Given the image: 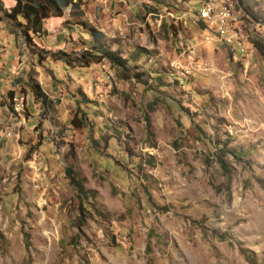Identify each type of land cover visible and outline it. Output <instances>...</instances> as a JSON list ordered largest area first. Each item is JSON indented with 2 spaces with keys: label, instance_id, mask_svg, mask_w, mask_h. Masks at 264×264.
I'll return each instance as SVG.
<instances>
[{
  "label": "rangeland",
  "instance_id": "rangeland-1",
  "mask_svg": "<svg viewBox=\"0 0 264 264\" xmlns=\"http://www.w3.org/2000/svg\"><path fill=\"white\" fill-rule=\"evenodd\" d=\"M75 1L0 22V264H264V0L236 50L198 0Z\"/></svg>",
  "mask_w": 264,
  "mask_h": 264
},
{
  "label": "trees",
  "instance_id": "trees-1",
  "mask_svg": "<svg viewBox=\"0 0 264 264\" xmlns=\"http://www.w3.org/2000/svg\"><path fill=\"white\" fill-rule=\"evenodd\" d=\"M239 6L244 7L246 12L251 13V15L259 20V14L253 9V6H251L247 0H238ZM79 4V1L75 0H0V10H3V14L0 12V22L3 20L4 15L12 20L13 24L21 28L24 35H26V39L28 41H32L34 36H43L47 33V27L45 25L47 19L51 16H58V17H65L63 22L65 25L68 23L72 24V21L70 20L67 8L77 7ZM79 12V10H76ZM81 13V12H79ZM67 15V16H66ZM82 25H86L89 27L90 32L93 34L94 41H98L103 36V32L99 29H97L95 26L89 24L86 21L81 22ZM201 26L205 27L204 22H201ZM251 41L253 44L258 48L260 52L264 54V42L261 39L252 38ZM96 47V51H100V53H92L91 51L87 50L83 52L82 58L83 63L88 64L91 60V57L97 56H107L112 63L118 64L121 66H126L128 64V59L124 57L120 52L111 50L109 48L104 47L101 43H94ZM229 46L228 44H226ZM241 46V45H240ZM231 50H236L237 46L231 47ZM145 50V48H144ZM61 54H57V56H60L58 58L64 59L67 61V58L65 55H68L67 52H61ZM37 87V94L43 95L44 102H47L48 96L47 94L38 86V84L35 85ZM10 95L13 96L14 92L9 91ZM72 120L77 121V116H75ZM230 138H228V141ZM224 144H228L226 141H224ZM221 151H224L223 146L220 148ZM228 151L232 152L231 149H228ZM220 161L222 162L223 166L227 167L226 161L223 159L222 155H219ZM68 174H69V180L70 183L73 185H76L78 187V190L80 193H83L85 195H88L89 191L85 187V184H83V180L79 174V172L74 169V167L71 165L67 168Z\"/></svg>",
  "mask_w": 264,
  "mask_h": 264
},
{
  "label": "built area",
  "instance_id": "built-area-1",
  "mask_svg": "<svg viewBox=\"0 0 264 264\" xmlns=\"http://www.w3.org/2000/svg\"><path fill=\"white\" fill-rule=\"evenodd\" d=\"M201 4L199 18L224 44L231 47L241 45L238 29V14L232 0H198Z\"/></svg>",
  "mask_w": 264,
  "mask_h": 264
}]
</instances>
